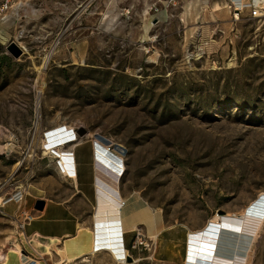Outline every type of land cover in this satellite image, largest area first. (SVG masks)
I'll use <instances>...</instances> for the list:
<instances>
[{
  "label": "rangeland",
  "instance_id": "374dc122",
  "mask_svg": "<svg viewBox=\"0 0 264 264\" xmlns=\"http://www.w3.org/2000/svg\"><path fill=\"white\" fill-rule=\"evenodd\" d=\"M65 126L83 142L88 197L43 144ZM97 143L123 158V197H140L163 227L198 230L216 213L242 212L264 194V22H233L223 0H0V191L75 195L91 226ZM7 236L5 252L31 250L32 238L0 214ZM230 236H242L238 257L264 264V222L256 237L223 232L228 255ZM88 241H68L67 254ZM86 257L70 264H118L108 252Z\"/></svg>",
  "mask_w": 264,
  "mask_h": 264
},
{
  "label": "bare ground",
  "instance_id": "6f19581e",
  "mask_svg": "<svg viewBox=\"0 0 264 264\" xmlns=\"http://www.w3.org/2000/svg\"><path fill=\"white\" fill-rule=\"evenodd\" d=\"M43 144L47 146L46 152L56 154L61 170L63 169L62 172L65 175H76L73 149L66 148L67 146L72 147L73 145L75 147L81 144L77 133L73 129L67 126L54 128L46 134ZM95 152L97 197L92 212V229L83 226L79 228V237L83 235L92 237L89 251L76 258L65 255L63 250L68 247L63 243L62 247L57 246L60 242L59 239L44 238L43 247L34 241L29 243L33 252L38 254V252H41L38 250L42 247V251L46 255H51L52 246L56 245V251L60 258L55 264H70L79 259H89L86 256H95L99 252H108L118 264H132L129 261L131 254L124 247L123 241L122 221H125L126 216L129 214H125V209L131 208V204L133 205V202H128L121 192V180L125 171V166L122 163L123 158L118 154L115 155L109 148L100 143H97ZM20 165L21 162L17 164L16 168ZM263 222L264 194H261L240 213H216L203 228L192 231L187 235L184 264H247V259L238 257L239 254L231 255L230 258L227 257L230 256L226 253L229 251L231 244L229 247L224 245L226 242L223 241V232L229 231L238 235L247 234L256 237ZM11 237L7 236L6 242L10 241ZM36 237L39 236L36 235ZM151 237L154 239L155 235H151ZM241 237L239 236V239L235 237L233 240V237L230 236L231 240L230 238L227 239V241H230L228 243L234 242L235 248H231V251L239 252ZM3 255L4 264H17L18 261L22 264V262L25 263V261L31 259L30 255L26 254L18 243L15 247H9ZM36 262V264H40V261ZM134 262H137V260Z\"/></svg>",
  "mask_w": 264,
  "mask_h": 264
},
{
  "label": "crops",
  "instance_id": "0c3cea01",
  "mask_svg": "<svg viewBox=\"0 0 264 264\" xmlns=\"http://www.w3.org/2000/svg\"><path fill=\"white\" fill-rule=\"evenodd\" d=\"M82 144L83 142L80 145L78 144L73 148V157L76 166L75 186L77 189L76 194L81 193L84 196L88 197V195L82 188L83 182H81V179H79L78 176L79 174L77 170L79 166L77 149ZM90 160H88V162ZM91 178H92V173H91ZM92 180L93 179H91V185L93 187ZM74 196L75 195H72L71 196L72 198L63 201H57V200L49 199L39 193L35 195L29 192V195L21 205H17L15 203H9L4 206V212L7 215L6 217L16 216L17 214H20L22 211L33 212L35 214V219L25 227L24 236L26 238H32L31 241L41 244L42 247H43V243H45L44 238L59 239L60 242L58 243L57 246L62 247V244L59 245L60 243L67 244L68 241L74 239H78L79 241L80 226L91 227L90 229H92V216H90L91 226H88L87 225L88 221H86V216L80 210V207L78 206V202L76 200H73ZM135 198H136L135 201H132L133 205L131 206L132 208L131 213H129L126 216L125 221H122V228L124 229V234H123L124 247L126 249H130L132 240L134 238L133 231L139 225L142 226L144 225L146 227V231L150 235H155V239H154V249L152 250V252H150L149 257L147 259H140V258L136 259L137 262H134L135 261L134 258L132 264H184L187 235L190 232L196 230H193V227H188L183 224H175L172 226L163 227V221L160 215L157 214L155 210L152 209L151 207H147L146 204L143 203L140 197H135ZM39 199L45 200V206L41 211L35 210V204ZM12 205H14L15 212L13 215H10L7 208ZM131 216H134L135 221H132L133 217ZM28 226H33V228L29 233L27 232ZM36 235H38L39 237H36ZM127 235L130 236L129 246H127L128 245ZM189 236L188 238H190ZM91 238L92 237L89 236V241L84 246H81L79 242L78 245L80 249L79 253L75 255H68L67 249L63 250V252L65 253L66 256H74L77 258L79 257V255L81 256V254L89 251L91 247L90 246ZM4 242H6V237H1L0 252L4 247L5 244ZM42 247L38 250L41 251L38 252V254L33 252L32 250L26 249V251L30 255L29 257L34 258L36 261H40V264H51L52 262L53 263L55 262V259L56 261H58L60 256L57 253L55 255L54 249H52L53 257H48L46 253L42 251L43 250ZM2 252H4V249ZM2 252L0 253V264H4L3 254H5V252L4 253ZM237 253L238 252H233L231 255H235ZM231 255L227 257L230 258ZM22 259H23V255H22ZM81 261L82 260H80L77 263H81ZM17 264H20L19 261L17 262ZM22 264H24V262H22Z\"/></svg>",
  "mask_w": 264,
  "mask_h": 264
},
{
  "label": "built area",
  "instance_id": "2783aa9c",
  "mask_svg": "<svg viewBox=\"0 0 264 264\" xmlns=\"http://www.w3.org/2000/svg\"><path fill=\"white\" fill-rule=\"evenodd\" d=\"M224 8L228 9L232 21L237 23L242 19H248L251 21L264 22V0H223ZM12 187V186H11ZM29 195L28 188L23 184L15 185L12 188L8 187V190L0 191V214L7 216L4 212V206L9 203H15L21 205L27 196ZM17 224V228L20 231H25V227L35 219L33 212L22 211L16 216H10ZM134 238L132 240L130 251L152 252L154 249V239H152L141 225L136 227L133 231ZM26 254L27 251L24 249ZM29 255V254H28ZM131 261L134 258L129 256ZM36 260L31 258L25 261L24 264H36Z\"/></svg>",
  "mask_w": 264,
  "mask_h": 264
},
{
  "label": "water",
  "instance_id": "95a60500",
  "mask_svg": "<svg viewBox=\"0 0 264 264\" xmlns=\"http://www.w3.org/2000/svg\"><path fill=\"white\" fill-rule=\"evenodd\" d=\"M11 51L13 52V54H14L16 57H19V56L21 55V52H22L21 49H19V47H17L16 45H13V46H12ZM86 132H87V131H86L85 129H83V128L78 130V134H79L80 136L85 135ZM44 206H45V200H43V199H39V200H37V202H36V204H35V210L41 211V210H43ZM221 212H222V211H221ZM221 214H222V213H221ZM129 260H131V258H130Z\"/></svg>",
  "mask_w": 264,
  "mask_h": 264
}]
</instances>
